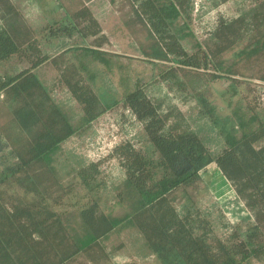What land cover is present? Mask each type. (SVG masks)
I'll return each instance as SVG.
<instances>
[{"label": "trees", "instance_id": "trees-1", "mask_svg": "<svg viewBox=\"0 0 264 264\" xmlns=\"http://www.w3.org/2000/svg\"><path fill=\"white\" fill-rule=\"evenodd\" d=\"M124 1L148 25L153 48L146 57L169 64L162 81L181 86L180 72L211 70L212 80L231 82L226 115L203 91L187 93L222 148L214 154L182 111L165 108L147 83L124 72L122 56L103 49L108 38L85 0H57L60 16L39 32L15 0H0V67L29 65L0 71V264H115L126 247L116 236L127 230L138 232L146 255L160 264H264V85L246 69L259 65L264 83V0L221 17L205 43L191 31L193 0ZM77 37L82 44L48 50ZM46 65L57 69L56 84L76 111L56 101L36 73ZM116 70L122 103L146 140L141 148L124 141L112 153L125 170L114 188L119 214L105 197L102 161L79 165L69 180L55 164L64 142L117 104H106L95 86L98 72L112 77ZM213 163L253 215L223 224L225 236L200 205L202 172Z\"/></svg>", "mask_w": 264, "mask_h": 264}, {"label": "rangeland", "instance_id": "rangeland-1", "mask_svg": "<svg viewBox=\"0 0 264 264\" xmlns=\"http://www.w3.org/2000/svg\"><path fill=\"white\" fill-rule=\"evenodd\" d=\"M85 1L92 8L108 38L109 42L104 44L103 49L121 55L122 58L119 61L126 66L124 72L147 83V93L153 99L163 102L165 108L175 106L182 111L186 116V123L191 125L212 152L217 154L222 148V140L210 121L200 115L195 101L190 99L187 93L189 90L203 91L219 107L221 114L226 115L229 113V94H226V91L231 82L226 79L212 80L209 76L211 70L207 72L188 70L178 74L181 86L177 83L167 84L159 75L161 70H164L162 68L169 64L151 62L146 57L144 50L151 51L153 48L152 36L148 25L134 16L132 6L124 0ZM15 2L36 32L42 30L54 17L60 16V11L55 10L57 0H15ZM254 2L255 0H230L226 3H219L216 0H193L191 31L198 41L205 43L221 17H238L253 6ZM192 42L195 41L192 40ZM82 43L78 37L74 40L55 41L48 50L54 54L62 48ZM25 67H29L27 62L13 60L2 65L0 71L12 73L13 70ZM246 69L247 75L256 76L253 79L255 84L264 85L257 78L263 73L259 65L248 64ZM99 71L102 70L99 68ZM36 73L51 90L56 101L67 102L75 111L77 110L67 91L57 86L56 78L59 73L55 67L46 65L36 70ZM97 74L95 86L98 93L106 104L112 105L115 102L117 104L112 105L87 129L64 142L56 154L55 164L63 169L69 180L72 170L79 165L102 161V170L108 185L105 197L113 213L119 214L122 209L114 188L124 180L125 170L112 153L115 147L124 141H130L137 148H141L146 145V140L142 124L122 103L121 93L115 84L119 76L117 70L112 77L101 72ZM200 188V205L203 209L210 211L220 236L228 234L229 228L223 227V224L234 225L243 219L246 222L253 221L251 211L238 197L232 184L220 173L216 164H211L202 172ZM180 196L181 193L178 194V197ZM140 237L136 230H127L116 236L117 241L126 243V247L120 255L115 257V264H160L154 256L146 255Z\"/></svg>", "mask_w": 264, "mask_h": 264}, {"label": "crops", "instance_id": "crops-1", "mask_svg": "<svg viewBox=\"0 0 264 264\" xmlns=\"http://www.w3.org/2000/svg\"><path fill=\"white\" fill-rule=\"evenodd\" d=\"M126 2V1H125ZM130 4V3H129ZM133 12H134V10H133ZM134 16H135V13H134ZM136 17V16H135Z\"/></svg>", "mask_w": 264, "mask_h": 264}]
</instances>
